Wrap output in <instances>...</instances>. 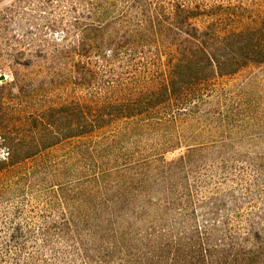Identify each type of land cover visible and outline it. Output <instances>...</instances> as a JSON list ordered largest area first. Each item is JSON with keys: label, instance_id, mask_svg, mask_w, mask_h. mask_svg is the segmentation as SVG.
Wrapping results in <instances>:
<instances>
[{"label": "trees", "instance_id": "1", "mask_svg": "<svg viewBox=\"0 0 264 264\" xmlns=\"http://www.w3.org/2000/svg\"><path fill=\"white\" fill-rule=\"evenodd\" d=\"M154 1L88 0L90 22L77 29L104 42L77 53L90 98L33 108L12 131L0 123L1 172L18 193H49L85 264H264V214L256 223L245 213L243 174L237 192L202 201L184 172L195 152L171 164L161 152L181 146L177 120L217 79L264 65V0L220 6L218 25L202 29L190 9Z\"/></svg>", "mask_w": 264, "mask_h": 264}, {"label": "rangeland", "instance_id": "2", "mask_svg": "<svg viewBox=\"0 0 264 264\" xmlns=\"http://www.w3.org/2000/svg\"><path fill=\"white\" fill-rule=\"evenodd\" d=\"M239 2L251 0L154 1L169 10L172 5L190 9L201 29L218 25L220 6ZM92 12L88 0H0V123L6 129L18 127V119L33 108L90 98L88 89L77 85L76 66L87 63L77 53L104 42L84 40L76 23L90 22ZM177 133L181 146L161 152L167 164L188 155V149L195 152L184 172L198 199L230 196L243 174L253 198L245 213L261 223L264 185L255 187L254 180L264 177V65L217 79L198 109L177 120ZM6 152L1 146L0 159ZM64 155L63 147L53 152L55 159ZM1 171L0 264H85L73 231L49 206V193H18L14 175ZM179 174L173 167L167 180L176 183Z\"/></svg>", "mask_w": 264, "mask_h": 264}]
</instances>
